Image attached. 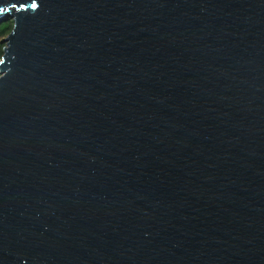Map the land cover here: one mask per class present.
<instances>
[{"label":"water","instance_id":"obj_1","mask_svg":"<svg viewBox=\"0 0 264 264\" xmlns=\"http://www.w3.org/2000/svg\"><path fill=\"white\" fill-rule=\"evenodd\" d=\"M12 3L0 264H264V0Z\"/></svg>","mask_w":264,"mask_h":264},{"label":"trees","instance_id":"obj_2","mask_svg":"<svg viewBox=\"0 0 264 264\" xmlns=\"http://www.w3.org/2000/svg\"><path fill=\"white\" fill-rule=\"evenodd\" d=\"M14 22L8 18L0 19V62L4 55L5 38L12 32Z\"/></svg>","mask_w":264,"mask_h":264},{"label":"snow or ice","instance_id":"obj_3","mask_svg":"<svg viewBox=\"0 0 264 264\" xmlns=\"http://www.w3.org/2000/svg\"><path fill=\"white\" fill-rule=\"evenodd\" d=\"M18 7L21 8V9H24L26 11L28 6L25 5V4L17 5L16 3H12L10 8L0 7V13L11 12L13 9H16ZM31 7L33 9H35V8H37V4L36 3H32Z\"/></svg>","mask_w":264,"mask_h":264}]
</instances>
